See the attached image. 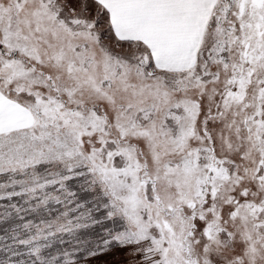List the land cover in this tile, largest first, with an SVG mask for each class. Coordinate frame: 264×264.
Masks as SVG:
<instances>
[{
    "label": "snow or ice",
    "instance_id": "1",
    "mask_svg": "<svg viewBox=\"0 0 264 264\" xmlns=\"http://www.w3.org/2000/svg\"><path fill=\"white\" fill-rule=\"evenodd\" d=\"M0 264H264V0H0Z\"/></svg>",
    "mask_w": 264,
    "mask_h": 264
}]
</instances>
